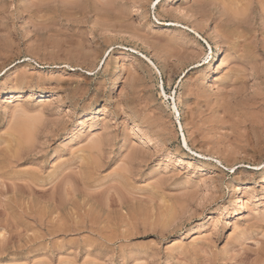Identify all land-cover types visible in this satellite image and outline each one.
Wrapping results in <instances>:
<instances>
[{
    "label": "rangeland",
    "instance_id": "1",
    "mask_svg": "<svg viewBox=\"0 0 264 264\" xmlns=\"http://www.w3.org/2000/svg\"><path fill=\"white\" fill-rule=\"evenodd\" d=\"M262 115L264 0H0V264H264Z\"/></svg>",
    "mask_w": 264,
    "mask_h": 264
},
{
    "label": "bare ground",
    "instance_id": "2",
    "mask_svg": "<svg viewBox=\"0 0 264 264\" xmlns=\"http://www.w3.org/2000/svg\"><path fill=\"white\" fill-rule=\"evenodd\" d=\"M172 2H176V3H178V2H180L181 0H171ZM188 1V0H187ZM255 1V0H254ZM235 2V1H234ZM237 3H238V1H237ZM248 7V6H247ZM237 9V8H236ZM245 9V8H244ZM247 11V10H246ZM233 12H234V10H233ZM236 13H237V11H236ZM243 13V12H242ZM229 14V13H228ZM240 15V14H239ZM233 16V15H232ZM224 17V16H223ZM231 18V17H230ZM236 18V17H235ZM235 20V19H234ZM234 20L233 19H229L228 18V21H227V24H234L235 22H234ZM232 26V25H231ZM195 32H197V34L200 36V34L198 33V31H196V30H194ZM203 41H206L204 38H201ZM219 47V45L217 44V46H216V48H218ZM219 49V48H218ZM195 67V66H194ZM198 67V66H197ZM196 67V68H197ZM21 93V92H20ZM19 97V96H18ZM43 100V99H42ZM263 116V115H262ZM255 117V116H254ZM264 117V116H263ZM251 134H250V132H249V135H251L250 137L251 138H248L249 136H247V141H248V145L250 146V147H256V146H258V149H259V147L261 146V145H263V143H264V118H263V121L262 120H257V121H253V123H252V121H251ZM250 125V124H249ZM23 128V127H22ZM23 133V132H22ZM245 133V132H244ZM93 135V134H92ZM244 135V134H243ZM20 139V138H19ZM15 140V139H14ZM12 141V140H11ZM15 141H17L18 143H21V145L20 146H22L23 144L22 143H24V142H21V140L20 141H18V139L17 140H15ZM184 143H185V145H187V143H186V140L184 141ZM16 144V143H15ZM19 145V144H18ZM28 145V144H27ZM26 146V145H25ZM102 143H97V144H94L93 146H91V148H90V150H91V152H95L96 154H100L101 153V151H102ZM17 147V146H16ZM105 147V146H104ZM257 149V148H256ZM17 150V149H16ZM20 150V149H19ZM88 150V149H87ZM22 151V150H21ZM253 151V150H252ZM264 151V150H263ZM262 151V152H263ZM103 152V151H102ZM248 152V151H247ZM85 154V153H84ZM93 154V153H92ZM95 154V155H96ZM17 155V154H16ZM17 156H19V155H17ZM90 156H92L91 154H90ZM88 157V159H92L93 160V157ZM97 156V155H96ZM102 156V155H101ZM95 158V157H94ZM91 161V160H90ZM96 163V162H95ZM97 164V163H96ZM263 165V164H262ZM97 166V165H96ZM258 167H260V166H258ZM122 201V200H121ZM120 201V202H121ZM122 203V202H121ZM239 229V228H238ZM237 229V230H238ZM235 230V229H234ZM236 230V231H237ZM239 231V230H238ZM235 232V231H234ZM238 233V232H237ZM237 235V234H236ZM200 238V237H199Z\"/></svg>",
    "mask_w": 264,
    "mask_h": 264
}]
</instances>
